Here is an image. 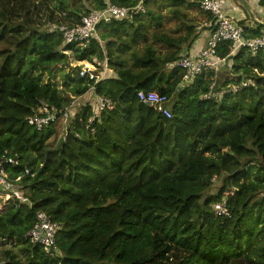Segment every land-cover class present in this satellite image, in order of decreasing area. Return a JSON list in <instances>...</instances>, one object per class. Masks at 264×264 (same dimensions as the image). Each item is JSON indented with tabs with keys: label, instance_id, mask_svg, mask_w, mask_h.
<instances>
[{
	"label": "trees",
	"instance_id": "obj_1",
	"mask_svg": "<svg viewBox=\"0 0 264 264\" xmlns=\"http://www.w3.org/2000/svg\"><path fill=\"white\" fill-rule=\"evenodd\" d=\"M27 1L0 0V161L6 153L20 155V165L8 170L30 201L0 199V247L5 248L0 260L264 264V54L252 56L241 48L217 82L220 89L242 80L253 84L206 100L202 95L214 71L181 87L182 70L170 66L208 30L197 29L212 18L200 0H164L182 19L176 29L182 34L156 29L163 15L151 3L158 0H145L146 14L101 23L103 45L93 39L87 46L65 43L60 30L38 28L25 14L14 21ZM106 5L60 0L56 25L79 23ZM246 29L256 37L264 26ZM159 43L168 50L161 53L154 45ZM231 48L229 41L220 43L219 56L228 59ZM73 61L95 62L100 69L107 62L114 73L94 83ZM58 72L63 87L53 81ZM46 74L52 77L48 81ZM92 89L115 106L87 128L93 103L82 105L79 97ZM140 91L166 94L171 117L140 101ZM72 101L76 113L58 144L50 141L55 124L42 130L29 124L42 107L60 111ZM25 167L34 175H26ZM216 179L223 180L214 190ZM226 191L230 215H217L212 205ZM40 211L61 226L56 241L63 257H49L28 241Z\"/></svg>",
	"mask_w": 264,
	"mask_h": 264
},
{
	"label": "built area",
	"instance_id": "obj_2",
	"mask_svg": "<svg viewBox=\"0 0 264 264\" xmlns=\"http://www.w3.org/2000/svg\"><path fill=\"white\" fill-rule=\"evenodd\" d=\"M104 1L107 3L104 8L91 10L82 16L79 23L71 25L62 23L59 26L55 25L53 28L63 33L65 43L67 44L87 46L93 39H97L103 45L99 36L101 23L112 20L133 21L136 16L147 13L145 0H139L136 5L131 6L114 4L110 0ZM216 4L217 0H210L211 6L206 5L205 0H200L201 9L212 15L210 20L197 26L198 30H201L203 27L208 29L209 35L205 46L200 49L196 56L191 55L190 52L182 53L179 60L170 64L172 67H179L183 70L181 87L191 85L197 77L205 72L214 71L215 76L209 84V89L202 95L206 100L221 99L229 93H238L253 84V80L249 79L242 80L239 83H232L228 87L219 88L217 71L226 63V59L221 58L218 54L220 43L231 42L230 55H235L241 48H246L252 56L259 53L264 54V31L259 36H250L244 25L223 12L222 4L219 5V12L213 11L212 9ZM80 65V75L88 78L90 81H94V83L103 80L110 70L107 62L104 63L102 69L94 64V62L84 61ZM138 98L143 103L152 106L159 114L167 118L171 117V111L168 107L170 99L166 94L140 91ZM114 106L115 103L111 98L98 96L97 101L93 104V114L88 119L87 128L92 125L101 112L112 110ZM76 107L75 101H72L70 106L60 111L44 106L40 109L39 113L30 117L28 122L39 130L59 123L67 127L76 113ZM20 163L21 158L18 153L14 155L6 153L2 156L0 161V199L4 203H8L10 200H15L19 203H30L29 198L18 187L16 180L11 177L8 170L10 166L16 167ZM25 174L34 175L30 167H25ZM229 193L230 191H226L223 199L212 205L217 215H230V210L227 207V195ZM60 228L61 226L54 222L46 212L40 211L37 213L35 222L27 234L28 241L33 245H40L44 253L49 257H63L62 251L56 241L57 232ZM0 264L6 263L4 260H0Z\"/></svg>",
	"mask_w": 264,
	"mask_h": 264
},
{
	"label": "rangeland",
	"instance_id": "obj_3",
	"mask_svg": "<svg viewBox=\"0 0 264 264\" xmlns=\"http://www.w3.org/2000/svg\"><path fill=\"white\" fill-rule=\"evenodd\" d=\"M71 2H72V0H70V3ZM59 3H60V0H50L49 2H46L44 0L27 1L25 3L27 5L22 7L21 14L18 17H15L14 21L17 22V21L21 20L23 18L22 15L25 14L28 17L30 24H32L38 28H42V29H47V28L52 29V27H54L57 24V19L59 18V15H60ZM68 3H69V1H68ZM152 5H154L156 10L163 15V19L161 20L162 21V27L157 26V28H156V23H154L152 25L154 27L150 28L151 31H154V28H156V29H160L161 31L169 32L175 36L178 33L182 34L181 31L176 30L179 27L180 23H182V19L177 18L175 15L172 14L173 8L166 7L169 5L167 3V1H164V0L159 1L158 0V1L151 3V6ZM185 11H187V8H184V12ZM190 13L193 14L192 11H189V14ZM146 18H148V17H146ZM148 41L149 42H147V44L153 43V41L150 39ZM154 45L157 46L158 50L161 53H164L168 50L164 46L160 45V43L154 44ZM141 48H142V45L140 46V49ZM69 55H70L71 59L73 60L72 54H69ZM80 64H81V62H79V61H73L72 62V65H80ZM72 65L69 64V66L66 67L65 70L69 71L70 67ZM182 72H183V70H182ZM217 72H219V75L217 74V78H219V80L223 79V77H220L222 75V72L219 70ZM51 78L52 77H49L48 74H46L44 76V79L47 81L50 80ZM61 79H62V77L60 76V73L58 72L53 81L56 82L57 84H59L60 87H63L64 85H63ZM79 99L82 102V103H80V102L79 103L82 105L85 103H93L94 104L97 101V96L93 93V90H92V91L88 92L87 94H85L84 96L79 97ZM169 106H170V104H168V107ZM55 126L57 128V134L55 136H53L50 140L53 145L58 144L60 139H62L66 135V132H67V128L63 124L59 123V124H56ZM222 180L223 179H216L215 180L214 190L216 188H218L219 186H221ZM4 249H5L4 247H0V257L1 258L3 257V250Z\"/></svg>",
	"mask_w": 264,
	"mask_h": 264
},
{
	"label": "crops",
	"instance_id": "obj_4",
	"mask_svg": "<svg viewBox=\"0 0 264 264\" xmlns=\"http://www.w3.org/2000/svg\"><path fill=\"white\" fill-rule=\"evenodd\" d=\"M233 2L237 4L240 9V12L230 14L232 13V4L224 3L222 4V10L227 16L233 18L234 20H236L237 22L244 25L250 30L257 28V26L259 25L264 26V15L261 14V9L264 8V0H233ZM208 35V30L203 31L199 38L196 40L193 47L188 52H190L191 55L196 56L200 49L206 44ZM95 60L96 58L94 59V61ZM230 64L231 60H229V64L224 63L219 69V71H221L222 73L225 72V74H227L229 71L227 72L224 66H228ZM108 72L114 73V70L110 68ZM217 74L219 75V72H217ZM80 103L82 102L80 101Z\"/></svg>",
	"mask_w": 264,
	"mask_h": 264
},
{
	"label": "clouds",
	"instance_id": "obj_5",
	"mask_svg": "<svg viewBox=\"0 0 264 264\" xmlns=\"http://www.w3.org/2000/svg\"><path fill=\"white\" fill-rule=\"evenodd\" d=\"M224 3L232 4V13H230V14H235V13L240 12L239 7L237 6L236 3L233 2V0H217V4H216L215 7H213L212 10H213V11H216V12H219V5H220V4H224ZM205 4L211 6V5H210V0H205ZM261 14L264 15V8L261 9ZM92 63H93V62H92ZM71 120H72V119H71ZM70 122H71V121H70ZM66 126H67V125H66ZM68 126H70V124H69ZM68 126H67L66 128H69Z\"/></svg>",
	"mask_w": 264,
	"mask_h": 264
},
{
	"label": "water",
	"instance_id": "obj_6",
	"mask_svg": "<svg viewBox=\"0 0 264 264\" xmlns=\"http://www.w3.org/2000/svg\"><path fill=\"white\" fill-rule=\"evenodd\" d=\"M232 57H233V55H230V57H229L228 59H226V63H228V62H229V60H231V59H232Z\"/></svg>",
	"mask_w": 264,
	"mask_h": 264
},
{
	"label": "bare ground",
	"instance_id": "obj_7",
	"mask_svg": "<svg viewBox=\"0 0 264 264\" xmlns=\"http://www.w3.org/2000/svg\"><path fill=\"white\" fill-rule=\"evenodd\" d=\"M79 62H84V61H79ZM86 62H89V61H86Z\"/></svg>",
	"mask_w": 264,
	"mask_h": 264
}]
</instances>
